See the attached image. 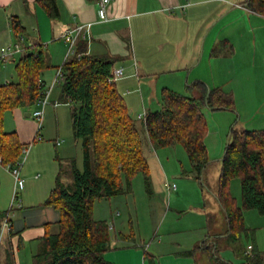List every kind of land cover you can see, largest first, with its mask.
I'll use <instances>...</instances> for the list:
<instances>
[{"label": "crops", "instance_id": "1", "mask_svg": "<svg viewBox=\"0 0 264 264\" xmlns=\"http://www.w3.org/2000/svg\"><path fill=\"white\" fill-rule=\"evenodd\" d=\"M247 1L112 0L108 6L109 20L101 21L99 0H57L59 15L54 18L50 16L44 0H0V62L7 70L12 66L13 71L16 60L24 53L43 49L51 67L56 70L67 60L68 45L63 38L65 30L78 24H91L85 30V38L78 40L77 47L79 41H84L88 54L106 56L115 60L113 68L124 69L125 75L116 82L117 87L128 104L130 115L141 124V130L147 135L145 116L159 108L146 107L143 113H135L133 108L138 106H134L129 96L133 92H145L147 98H152L158 86L174 91L180 86L187 91V87L196 81H202L210 88H224L231 78L220 81L215 76V70L225 68L224 59L232 65L231 73L244 71L250 63L259 67L263 65L261 53L258 58L257 40L264 35V15L250 9ZM12 16L20 20L22 33H15ZM223 40L228 41L224 51L214 55V47ZM9 48L12 49L11 57L3 59V53ZM45 75L43 72L41 78L46 90L49 82ZM122 80L128 81L121 83ZM56 85L50 91L40 129L32 114L38 105L31 109L14 108L5 114L4 130L16 132L24 145L19 161H22L20 176L25 180V186L19 192V205L13 199L17 187L11 166L15 163L2 164L0 161L5 168L3 174H8L11 180L5 196L0 194V208L3 210L11 205L9 217L12 219L11 224L4 221L0 225L1 262L11 243L17 264H34V256L47 229H55L61 219V212L54 205L44 203L55 186L61 162L68 163L74 159V146L76 149L80 147L77 141H72V133L63 128L65 116L60 117L56 110L61 103L70 106L73 124L72 102L52 98ZM150 88L154 91L149 92ZM235 95L241 105L243 102H240L236 90ZM53 110L58 121L55 128L52 127ZM38 131L43 140H37ZM80 163L79 158L77 164L81 168ZM165 185L169 194L175 191L173 194L178 196V185L176 189H170L168 185L172 184L169 182ZM217 187L218 184L211 187V198L218 208H222L216 196ZM111 227L113 248L105 257L113 264H201L203 256H190L183 252L211 236L209 230L200 242L196 238L186 245L182 240L167 242L164 234L157 241L156 238L149 240V233H142L139 239L136 233L135 239H123L120 236L125 232H115L114 223ZM258 248L264 254L259 245ZM24 250L27 255H21Z\"/></svg>", "mask_w": 264, "mask_h": 264}, {"label": "trees", "instance_id": "2", "mask_svg": "<svg viewBox=\"0 0 264 264\" xmlns=\"http://www.w3.org/2000/svg\"><path fill=\"white\" fill-rule=\"evenodd\" d=\"M44 4L50 16L59 15L57 0H44ZM247 6L264 15V0H248ZM11 23L16 34L22 33L18 17L12 16ZM227 43V40L219 42L213 54L223 52ZM114 64L115 60L106 56L88 54L84 41H79L77 54L63 64L60 99L73 104V130L75 138L81 141L84 161L81 168L75 158L68 163L61 162L55 186L44 203L54 205L61 212V219L55 229H47L34 256V264H113L105 257L113 248L112 227L107 220L95 218V201L132 192L137 174L142 173L146 180L149 179L150 165L141 126L130 115L116 82L109 81ZM49 68L51 65L43 49L28 51L16 60L17 80L0 84L2 164H16L24 150L16 132L4 130L5 114L14 108L31 109L37 105L45 91L41 77ZM187 91L188 94H183L163 88L161 108L146 114L145 128L154 149L184 146L194 176L201 181L209 163L208 120L203 109L232 110L235 99L222 87L210 88L202 81L192 83ZM78 104L83 105L80 115ZM66 175H70V181L64 179ZM234 178L241 181L240 201L230 189ZM216 196L226 215L227 230L213 239L208 236L183 254L201 255L208 264H232L220 253L221 238L225 244L236 247L245 264H264L255 231L245 224L247 210L255 209L264 216V128L238 130L232 127ZM9 213L10 210L0 209V225L4 221L11 224ZM133 235L134 230L120 238L130 239ZM0 264H17L11 243Z\"/></svg>", "mask_w": 264, "mask_h": 264}, {"label": "rangeland", "instance_id": "3", "mask_svg": "<svg viewBox=\"0 0 264 264\" xmlns=\"http://www.w3.org/2000/svg\"><path fill=\"white\" fill-rule=\"evenodd\" d=\"M257 45L258 58L261 53L262 59L264 57V35L258 37ZM63 63L59 66H62ZM223 64L225 68L215 70V76L220 81L231 78V81L222 88L233 94L235 108L217 111L208 107L203 109L208 120L206 144L209 151V163L204 170L203 180L195 178L184 146L177 144L154 149L146 133L141 130L145 140V153L150 165L149 179L146 180L142 173L137 174L132 182V192L95 201L94 216L96 219L107 220L110 225L114 223L115 232L129 234L134 230L138 239L143 236L142 233H149L151 235L149 240L156 238L157 241L164 234L165 241L182 240L186 245L189 244L188 242L193 243L196 238L200 242L209 230L211 232L209 239H213L216 234L227 230L225 212L222 208H218L212 200L211 187L214 188L218 184L222 159L232 127L235 126L238 130L264 128V63L261 67L253 63L247 64L245 68L243 67L244 71L235 73L230 72L232 65L225 59ZM11 68L12 66H9L7 70L5 64L0 62V83L8 79L17 80L16 69L11 71ZM44 72L50 86L56 78L57 69L51 67ZM124 81L128 80L120 82ZM134 81H131V84ZM175 88H180L175 89L177 92L189 93L184 87ZM61 90L62 84L58 83L52 98L60 99ZM151 90L154 91V88H150L149 92ZM162 90L163 86H158L156 95L152 98H147L146 93L140 91L129 95L134 106H138L136 109L133 108L134 112H142L146 107L153 110L160 109ZM235 90L238 97L239 95L241 97H239L240 102H243L241 105L236 100ZM144 99H146L145 103ZM56 110L60 113V117L65 116L66 121L62 120L65 131L72 133V141L79 143V149L74 146L73 154L75 155L73 156L77 160L80 158L82 167L83 150L81 141L73 136L71 108L65 103H61ZM52 119V127L55 128L58 121L54 110ZM4 170L5 168L0 165V194L4 193L5 196L7 185L11 180L8 174H3ZM64 179L70 181V175H66ZM167 182L178 185V196L173 194L175 191L169 194L165 185ZM230 189L233 196L240 201L241 181L239 178H234L231 181ZM11 200L10 202H12ZM10 206L3 210H9ZM245 224L248 229L255 231L256 244L264 250V216L255 209L247 210L245 211ZM135 238L136 235H133L131 239ZM219 243L220 253L224 258L232 264H245L234 245L225 244L221 238ZM25 254L27 255V252L24 250L21 255ZM200 263L208 264V260L202 257Z\"/></svg>", "mask_w": 264, "mask_h": 264}, {"label": "built area", "instance_id": "4", "mask_svg": "<svg viewBox=\"0 0 264 264\" xmlns=\"http://www.w3.org/2000/svg\"><path fill=\"white\" fill-rule=\"evenodd\" d=\"M112 0H99V16L101 21H107L109 20L108 15V6ZM189 4V2H188ZM91 24H78L74 27L68 28L65 30L63 34L64 41L68 45V51H67V59L70 57H73L77 54V43L78 40L81 38H85V30L90 27ZM12 49L9 48L7 52H4L2 55L3 59H7L11 57L12 55ZM80 57V55H79ZM125 75V71L123 68H113L111 75L109 76L110 82H117L121 78H123ZM64 80V68L63 65L60 66L57 69L56 78L54 80V83L50 86H47V89L42 93V96L38 99L37 105L38 107L34 109L33 116L34 118L39 122V129L41 128L43 117H44V108L46 104L48 103L49 95L51 89H53L55 84L61 83ZM70 103V102H69ZM57 104V103H56ZM37 140H43V136L40 134V131L37 133ZM60 144V142H59ZM25 152H27V148L25 149ZM22 167V161H18L14 166H11V171L16 179V189L14 193V201L21 204V199L19 196L20 190H22L25 186V180L20 176ZM170 189H176L177 184L174 183L172 185H168Z\"/></svg>", "mask_w": 264, "mask_h": 264}, {"label": "water", "instance_id": "5", "mask_svg": "<svg viewBox=\"0 0 264 264\" xmlns=\"http://www.w3.org/2000/svg\"><path fill=\"white\" fill-rule=\"evenodd\" d=\"M82 104H78L77 105V113H78V115H80V113H81V108H82ZM27 114H29V113H27Z\"/></svg>", "mask_w": 264, "mask_h": 264}]
</instances>
